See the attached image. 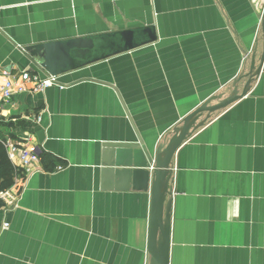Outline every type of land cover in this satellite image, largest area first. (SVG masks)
Segmentation results:
<instances>
[{
    "label": "crops",
    "instance_id": "crops-1",
    "mask_svg": "<svg viewBox=\"0 0 264 264\" xmlns=\"http://www.w3.org/2000/svg\"><path fill=\"white\" fill-rule=\"evenodd\" d=\"M263 15L264 0H0V68L17 76L36 68L22 50L31 44L151 25L158 36L5 105L0 133L32 134L42 153L41 170L13 166L0 264H148L150 194L101 189L102 145L138 133L152 149L229 94L256 47L260 63ZM173 170L171 264H264V63L250 92L179 148Z\"/></svg>",
    "mask_w": 264,
    "mask_h": 264
},
{
    "label": "water",
    "instance_id": "water-1",
    "mask_svg": "<svg viewBox=\"0 0 264 264\" xmlns=\"http://www.w3.org/2000/svg\"><path fill=\"white\" fill-rule=\"evenodd\" d=\"M258 64L257 47L250 66L233 83L229 94L212 95L174 126L158 145L149 148L137 133V141L104 142L100 179L102 190L142 191L150 194L148 264H171L173 223V160L179 148L218 112L245 97L259 76L264 63ZM154 26L121 29L60 41L35 43L22 50L49 74L60 76L70 71L134 50L157 41ZM241 81H245L240 88Z\"/></svg>",
    "mask_w": 264,
    "mask_h": 264
},
{
    "label": "built area",
    "instance_id": "built-area-1",
    "mask_svg": "<svg viewBox=\"0 0 264 264\" xmlns=\"http://www.w3.org/2000/svg\"><path fill=\"white\" fill-rule=\"evenodd\" d=\"M54 85H59L58 76L49 74L38 65L34 69L23 70L18 76L6 68H0V124L3 122L5 105L11 103L17 92L28 89L33 92L44 91ZM36 121L40 122V117ZM32 138V134L29 133L15 139L8 134L0 133V143L5 148L17 173L21 170L28 173L41 170L39 163L41 162L42 149ZM58 169L62 170L63 166L58 167ZM10 191L1 192L0 198L6 201L11 197ZM15 198L16 196L10 201L15 200ZM5 226H9V224L6 223Z\"/></svg>",
    "mask_w": 264,
    "mask_h": 264
},
{
    "label": "trees",
    "instance_id": "trees-1",
    "mask_svg": "<svg viewBox=\"0 0 264 264\" xmlns=\"http://www.w3.org/2000/svg\"><path fill=\"white\" fill-rule=\"evenodd\" d=\"M43 155L44 161L54 159L52 156ZM14 181V167L9 160L5 148L0 143V193L9 189ZM3 207V201L0 200V208Z\"/></svg>",
    "mask_w": 264,
    "mask_h": 264
},
{
    "label": "rangeland",
    "instance_id": "rangeland-1",
    "mask_svg": "<svg viewBox=\"0 0 264 264\" xmlns=\"http://www.w3.org/2000/svg\"><path fill=\"white\" fill-rule=\"evenodd\" d=\"M7 190H11V189H7ZM7 190H5V191H7ZM4 191V192H5ZM11 192V197L10 198H8L6 201H5V199H2V198H0V200L1 201H3V205H6V203H9L8 205L9 206H17V196L12 192V190L10 191ZM16 196V198H15V200H12V201H10V199H12L13 197H15ZM7 198V197H6ZM7 201H10V202H7ZM7 206V205H6Z\"/></svg>",
    "mask_w": 264,
    "mask_h": 264
}]
</instances>
